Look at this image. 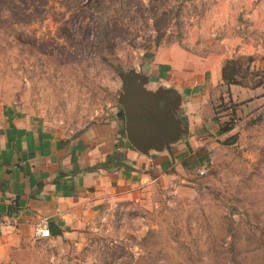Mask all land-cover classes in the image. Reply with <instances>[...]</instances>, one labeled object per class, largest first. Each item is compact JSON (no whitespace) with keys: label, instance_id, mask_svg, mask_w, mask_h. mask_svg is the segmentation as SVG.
I'll list each match as a JSON object with an SVG mask.
<instances>
[{"label":"rangeland","instance_id":"374dc122","mask_svg":"<svg viewBox=\"0 0 264 264\" xmlns=\"http://www.w3.org/2000/svg\"><path fill=\"white\" fill-rule=\"evenodd\" d=\"M243 3L0 0V102L76 137L114 120L126 76L154 74L169 54L238 58V38L255 59L243 75L254 88L264 81V17L251 28ZM259 87L243 88L240 103L229 92L215 102L237 140L227 144L229 134L222 136L207 175L196 166L132 186L100 221L60 237L1 239L0 264H264V83Z\"/></svg>","mask_w":264,"mask_h":264},{"label":"crops","instance_id":"0c3cea01","mask_svg":"<svg viewBox=\"0 0 264 264\" xmlns=\"http://www.w3.org/2000/svg\"><path fill=\"white\" fill-rule=\"evenodd\" d=\"M241 7L251 28L254 19L264 17V0H244ZM234 43L238 57L251 53L241 38ZM188 57L169 54L154 74L141 75L154 96L169 91L162 105L168 102L173 127L180 131L158 146L148 145L146 152L129 140L126 118L119 116L123 108L114 120L68 137L35 114L0 102V240L47 238L36 231L50 229L51 222L63 235L86 228L132 186L209 165L222 136H233L232 131L221 134L215 102L229 91L237 101L243 88L260 87L224 83L223 67L232 53ZM102 163L109 168L99 167Z\"/></svg>","mask_w":264,"mask_h":264},{"label":"water","instance_id":"95a60500","mask_svg":"<svg viewBox=\"0 0 264 264\" xmlns=\"http://www.w3.org/2000/svg\"><path fill=\"white\" fill-rule=\"evenodd\" d=\"M125 88L119 97L123 109L119 116L126 118V128L129 140L142 152H146L148 145L158 146L162 139L179 134V129L173 127L170 116L172 110L168 102L169 91L160 90L158 96L148 92L145 81L136 74L125 77Z\"/></svg>","mask_w":264,"mask_h":264},{"label":"trees","instance_id":"16d2710c","mask_svg":"<svg viewBox=\"0 0 264 264\" xmlns=\"http://www.w3.org/2000/svg\"><path fill=\"white\" fill-rule=\"evenodd\" d=\"M254 57L253 56H241L238 58H232L226 60L224 67H223V80L224 83L228 86L231 85H242V86H248L246 82H244L243 75H247L249 71L251 70V66L254 63ZM264 83L263 79L258 80V82L253 84V87H259L262 86ZM230 93V91H229ZM231 100V99H230ZM232 113H236V109L232 110ZM218 114V112H217ZM220 116L217 115V120L220 123V132L221 134L229 133L234 129V125H232L231 121H225L222 122L220 120ZM237 140V135H233L229 138L226 139L227 144H233ZM99 167H103L105 169H108L109 166L107 163H102L100 164ZM51 235L52 236H62L64 234L63 230L59 227H57L53 222L50 223L49 225ZM260 263V262H259ZM238 264H247L245 261H238Z\"/></svg>","mask_w":264,"mask_h":264},{"label":"built area","instance_id":"2783aa9c","mask_svg":"<svg viewBox=\"0 0 264 264\" xmlns=\"http://www.w3.org/2000/svg\"><path fill=\"white\" fill-rule=\"evenodd\" d=\"M209 171H210V166L205 165V166L197 168L196 173L200 176H204V175H207ZM50 234H51V232H50V229L48 227L39 228L36 231L37 236L48 237V236H50Z\"/></svg>","mask_w":264,"mask_h":264}]
</instances>
